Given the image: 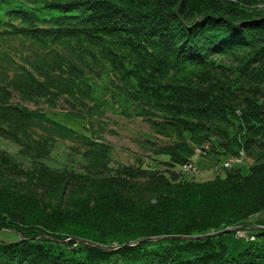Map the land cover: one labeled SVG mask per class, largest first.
<instances>
[{
  "label": "trees",
  "instance_id": "obj_1",
  "mask_svg": "<svg viewBox=\"0 0 264 264\" xmlns=\"http://www.w3.org/2000/svg\"><path fill=\"white\" fill-rule=\"evenodd\" d=\"M264 0H0V264H264ZM43 106H46L44 108ZM142 120L159 166L51 119ZM61 142L79 168L51 167ZM252 161L198 182L197 155ZM180 168V170H179Z\"/></svg>",
  "mask_w": 264,
  "mask_h": 264
},
{
  "label": "rangeland",
  "instance_id": "obj_2",
  "mask_svg": "<svg viewBox=\"0 0 264 264\" xmlns=\"http://www.w3.org/2000/svg\"><path fill=\"white\" fill-rule=\"evenodd\" d=\"M251 6L250 12L253 10L255 13L264 15V4L253 1ZM43 107L46 108V106ZM47 114L51 119L60 122L81 134H87V131L85 130L86 127L94 130L99 134L102 141L111 145L113 164H136L138 160H142L145 167L150 165V167L159 168V166L152 161V158H150L151 153L144 149V144L146 143L147 138L151 136V132L148 129L147 124L142 120L122 119L120 116L109 111L106 114V117L102 119H94V125L91 126L90 122L72 116L69 110L55 109L47 111ZM71 146L72 144L70 142H61L50 159L47 160V163L54 168L71 166L79 168L83 160L80 155H72L73 152L69 148ZM18 149L19 148L16 144L0 138V151H6L17 156ZM17 157L20 158L19 156ZM202 158L196 157L193 160V163L200 169L201 173L189 174L187 175V179L198 182L213 180L216 176L214 171L217 166L222 167L225 162L235 161V159L230 156H223L220 160ZM20 160L25 161L23 158H20ZM240 160L241 163L235 164V166H240L243 173H248L252 161L248 160L245 156ZM221 176L224 177L225 172H223ZM263 221L264 213L249 219L246 223L247 226L242 228L243 232H240V235L243 236L256 233L258 230L257 225H260ZM18 239V236L12 231H3L0 234V241L11 242L18 241Z\"/></svg>",
  "mask_w": 264,
  "mask_h": 264
},
{
  "label": "built area",
  "instance_id": "obj_3",
  "mask_svg": "<svg viewBox=\"0 0 264 264\" xmlns=\"http://www.w3.org/2000/svg\"><path fill=\"white\" fill-rule=\"evenodd\" d=\"M205 151L203 150H200L198 149L197 150V155L198 156H202V154L204 153ZM241 159V158H240ZM240 159H235V161H228V162H225L222 167H217L215 169V172L217 174H220L222 172H225L226 170H229V169H232L235 164H240L241 163V160ZM183 171L186 173V174H194V173H198L200 172V169L193 163V162H189L184 168H183ZM201 173V172H200Z\"/></svg>",
  "mask_w": 264,
  "mask_h": 264
}]
</instances>
